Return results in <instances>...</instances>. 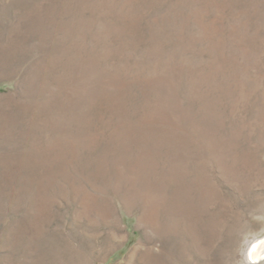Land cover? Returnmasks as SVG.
I'll return each mask as SVG.
<instances>
[{
    "label": "rangeland",
    "instance_id": "1",
    "mask_svg": "<svg viewBox=\"0 0 264 264\" xmlns=\"http://www.w3.org/2000/svg\"><path fill=\"white\" fill-rule=\"evenodd\" d=\"M264 0H0V264H264Z\"/></svg>",
    "mask_w": 264,
    "mask_h": 264
},
{
    "label": "bare ground",
    "instance_id": "2",
    "mask_svg": "<svg viewBox=\"0 0 264 264\" xmlns=\"http://www.w3.org/2000/svg\"><path fill=\"white\" fill-rule=\"evenodd\" d=\"M249 256L255 260H261L264 258V237L254 242L253 247L249 250Z\"/></svg>",
    "mask_w": 264,
    "mask_h": 264
}]
</instances>
